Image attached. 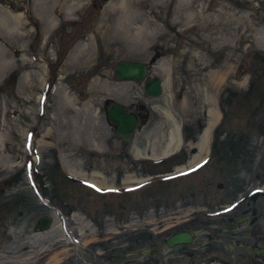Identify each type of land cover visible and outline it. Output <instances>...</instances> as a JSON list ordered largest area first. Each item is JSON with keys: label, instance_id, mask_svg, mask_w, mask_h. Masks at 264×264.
Listing matches in <instances>:
<instances>
[{"label": "rangeland", "instance_id": "obj_1", "mask_svg": "<svg viewBox=\"0 0 264 264\" xmlns=\"http://www.w3.org/2000/svg\"><path fill=\"white\" fill-rule=\"evenodd\" d=\"M30 8L0 0L7 21L29 16L19 35L0 30L9 64L0 78V264H109L118 252L147 264L129 250L144 249L147 234L158 242L174 221L205 220L209 200L211 209L226 203L218 183L264 190V0H86L48 36ZM125 14L137 20L120 34ZM120 61L147 64L149 78L166 82L163 94L147 98L143 82L117 79ZM112 102L140 113L130 144L106 118ZM210 105L219 118L207 154L189 172L164 176L197 154ZM176 126L180 146L160 160ZM63 162L105 188L69 176ZM174 211L179 218L163 221ZM46 216L49 230L35 232ZM205 242L203 234L193 251Z\"/></svg>", "mask_w": 264, "mask_h": 264}, {"label": "flooded vegetation", "instance_id": "obj_2", "mask_svg": "<svg viewBox=\"0 0 264 264\" xmlns=\"http://www.w3.org/2000/svg\"><path fill=\"white\" fill-rule=\"evenodd\" d=\"M133 114L139 121L140 113ZM263 181L264 179H261L257 182L260 184ZM216 189L227 193L224 201L226 203L220 208L211 209L213 205L209 203V200L205 210L200 211L204 213L202 215L205 220H203L204 218L198 219V213H196L190 218L174 221L156 232L155 239H158V242L152 235H146L143 243L148 254L143 256L148 259L145 263L195 264L197 257H206L204 264H264L263 186L251 188L243 194H240L241 188L238 186L230 188L222 183H218ZM212 193V191L207 193L206 198L211 199ZM179 212H164L162 215H166L162 219L165 221L179 218ZM176 213L177 215H175ZM199 222H204V224L198 225ZM34 230L37 232L36 227ZM195 231H199V233L195 234ZM177 233H189L192 236V242L169 247L167 245L168 238ZM203 234L206 235L204 249L196 253L194 252L196 245L199 237ZM192 247L193 249H191ZM128 255H130L129 252ZM126 256L118 252L115 256H110L107 261L109 264H113L117 259H120L129 264L130 259Z\"/></svg>", "mask_w": 264, "mask_h": 264}, {"label": "bare ground", "instance_id": "obj_3", "mask_svg": "<svg viewBox=\"0 0 264 264\" xmlns=\"http://www.w3.org/2000/svg\"><path fill=\"white\" fill-rule=\"evenodd\" d=\"M26 1H28V4H30L31 6L30 12L33 15V19L36 21L38 25L42 26L43 28L42 32L44 33V35L48 36L51 32L55 31L56 28H58V26H61L62 24H65L66 22L72 21L75 18V16L80 13L81 8L83 6V2L86 0H26ZM137 5L138 4L136 2L132 3V6H137ZM119 10L121 11V13L122 12L125 13L126 11V6L123 1L119 3ZM130 15L125 14L121 19H119L120 34L122 33V27L127 26L129 20L131 19L137 20V18L131 17ZM28 17H29L28 14L26 16L22 13L16 14L12 18L13 23L15 25H12L13 24L12 20L7 21L0 15V30H5L4 32L9 33V34L12 33V31H15V33L21 32L23 31L22 29L23 24H24L23 19L28 18ZM32 24L34 25V23ZM16 25L19 27L18 30L14 29ZM7 68L9 69V64L3 58V54L0 53V78L6 73ZM25 77L24 79L27 80L28 76L26 75ZM163 83H164V86H163V89H164V87L167 86V84L166 82H163ZM206 115H207V123L199 136L197 154L194 155L190 159L186 167L180 166L176 168L175 171L177 173H181L188 169L193 168L196 164H198L201 160H203V158L207 154L211 130L215 122L218 120L219 114L214 109H212L210 105V108L207 110ZM178 136H179V131H178V127L176 126V128L170 133L169 143L166 149H164L163 151L162 158L169 157L175 151L178 150V147L180 146L178 143L179 142ZM143 157L145 159H151V160L155 158L151 156H143ZM155 159H157V157ZM63 166L67 174L73 178L83 179L97 187L106 186L104 180L101 177H99L97 174H92L87 177L84 172L71 168L67 166L64 162H63ZM8 169H9V166L5 165L4 170H8ZM147 180L148 179H144V180L143 179H138V180L137 179L136 180L125 179L124 182L126 184H131V183L146 182ZM30 258L31 256L26 259L22 258L20 259V261L18 259L16 260L14 259L13 262L14 263H25V261L29 260Z\"/></svg>", "mask_w": 264, "mask_h": 264}, {"label": "water", "instance_id": "obj_4", "mask_svg": "<svg viewBox=\"0 0 264 264\" xmlns=\"http://www.w3.org/2000/svg\"><path fill=\"white\" fill-rule=\"evenodd\" d=\"M109 1V0H103ZM149 67L140 62L120 61L115 67V76L117 79L124 82H143V93L149 98H157L163 93L164 83L158 78H149ZM106 118L109 123L115 126V133L123 138L127 144L132 142V134L136 130L137 116L129 113L127 107L113 102L107 110ZM51 227V218L46 216L40 219L36 226L37 232H44ZM199 231H195L198 234ZM192 236L189 233H177L172 235L167 240L169 247H174L183 244H190ZM147 255L146 249L130 250L129 254ZM217 264V263H213Z\"/></svg>", "mask_w": 264, "mask_h": 264}]
</instances>
